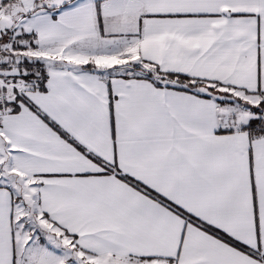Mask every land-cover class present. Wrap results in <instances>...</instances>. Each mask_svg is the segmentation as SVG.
Here are the masks:
<instances>
[{
  "label": "snow or ice",
  "instance_id": "snow-or-ice-1",
  "mask_svg": "<svg viewBox=\"0 0 264 264\" xmlns=\"http://www.w3.org/2000/svg\"><path fill=\"white\" fill-rule=\"evenodd\" d=\"M0 264H264V0H0Z\"/></svg>",
  "mask_w": 264,
  "mask_h": 264
}]
</instances>
